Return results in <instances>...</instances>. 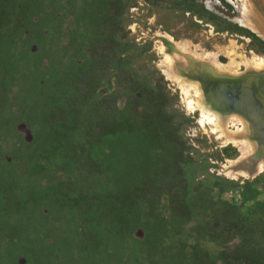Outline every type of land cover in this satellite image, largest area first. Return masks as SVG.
I'll return each mask as SVG.
<instances>
[{
	"label": "trees",
	"instance_id": "obj_1",
	"mask_svg": "<svg viewBox=\"0 0 264 264\" xmlns=\"http://www.w3.org/2000/svg\"><path fill=\"white\" fill-rule=\"evenodd\" d=\"M89 6V22L77 35L83 53L80 63L63 71L46 65L40 78L36 74L30 77L22 93V111L17 117L34 129L40 144L18 158L14 156L22 171L15 170L0 154V236L14 245L21 244L31 252L29 259L35 257L39 264L57 261L54 242L44 237L51 216L55 219L66 212L73 219L80 258L85 264H100L104 237L121 239L141 228L150 250L157 240L166 238V220L156 212L150 194L169 199L175 210L192 203V195L181 184L185 147L181 121H176L167 107L170 92L166 83L155 70L149 74L137 69L133 65L137 54L119 48L124 0H91ZM45 18L33 11L28 0H0V35L14 27L25 30L29 41L40 42ZM100 22L104 25L101 29H91L92 23L96 26ZM250 37L264 53V41L252 31ZM91 47L96 49L94 57L86 53ZM5 58L4 53L0 55V108L12 79ZM111 70L116 89L102 91ZM46 86H53L54 91L39 108L38 93ZM121 97L125 98L123 106L119 105ZM63 141L67 154L62 151ZM56 159L79 170L91 160L105 176L104 191L83 184L85 190L80 189V193L85 208L80 209L68 200L72 186L80 179L67 186L47 183L35 187L28 182L41 165ZM36 214L37 223L28 234L26 221ZM193 228L197 234L222 243L237 242L214 258L194 251L182 264H264V200L255 204L251 216L244 215L239 205L220 200L214 223L198 221Z\"/></svg>",
	"mask_w": 264,
	"mask_h": 264
},
{
	"label": "rangeland",
	"instance_id": "obj_2",
	"mask_svg": "<svg viewBox=\"0 0 264 264\" xmlns=\"http://www.w3.org/2000/svg\"><path fill=\"white\" fill-rule=\"evenodd\" d=\"M28 1L34 12H41L46 17L42 40L29 41L25 30L19 31L14 27L5 29L0 35V47L3 48L0 55H6V62L12 72V79L6 88L7 97L4 106L0 108V121L4 122L0 123V154L19 171L23 170V166L14 156L18 158L22 153L29 152L40 144L34 129L17 117L22 111V93L28 87L30 77L36 74L40 78L46 65L63 71L80 63L83 53L79 50L81 44L77 35L89 22L88 11L91 2ZM257 1L261 2L264 9V0ZM243 2L253 11L248 0H124L120 18V34L123 39L119 48L137 54L133 62L137 69L149 74L155 70L156 75L162 76L166 83L170 92L167 107L174 117L176 116V121H181L180 132L185 147L181 184L187 194L192 195V203L182 210H175L169 199L156 193L150 194L148 198L156 212L166 220L169 231L166 238L157 240L156 247L150 250L145 244V234L141 228H137L131 236L121 239L104 237L101 247L103 253L99 254L100 264H182L189 261L194 251L208 253L214 258L221 250L232 247L237 239L222 243L207 234H197L193 227L198 221L204 224L214 223L220 200L239 205L242 213L250 216L255 204L264 200V169L259 170L256 166L259 161L253 164L250 159L258 153L264 162L263 148L253 138V124L237 113L234 114L242 120L243 125L232 124L228 120L234 115L231 114L218 124V128L223 130L222 135L213 124L199 123V110L189 109L186 101L187 98L196 103L203 100L192 90L186 97L180 85L188 88V82H195L186 79L183 73L189 60L203 64L205 62L185 54L177 44H187L189 51L193 52L219 53L218 62L226 65L227 72L215 70L206 61L218 75L243 77L263 72L251 66L248 68L245 64L252 58L264 56V53L250 37L251 31L236 21L242 14ZM254 10L253 12L260 16L257 9ZM103 26L101 22L96 26L92 23L91 29L97 30ZM243 28L247 29V32L242 30ZM86 53L94 57L96 49L91 47ZM165 57L170 60L167 62ZM231 61L235 64L234 67L231 66ZM166 70L170 75L165 73ZM177 79L182 82H177ZM113 89H116V82L115 73L111 70L102 91ZM53 91V86L43 87L38 93L40 99L36 102L37 107L45 106L44 98L52 95ZM124 103L125 98L121 97L119 105L123 106ZM243 127L246 130H239ZM243 140L251 143L256 151L246 154L250 148ZM65 146L66 142L63 141L62 151L67 154L68 149ZM242 152L249 155L250 164L243 160L246 157L241 158ZM64 162L56 159L44 163L39 167L38 173L28 177V182L35 187L47 183H63L67 186L80 179L81 181L72 186L68 200L80 209L85 208L84 195L80 193V189L85 190L83 184L103 192L105 176L95 168L91 160H87L81 170L67 166ZM244 162L246 164H243ZM78 170L82 171V174ZM43 213H47V209H44ZM38 217L36 214L26 221L28 234L32 233L33 223H37ZM71 221L73 219L66 212L55 219L51 216L47 221L48 230L44 237L47 241L54 242L52 245H55L56 264H85L76 251L79 239L73 238L76 233L72 231ZM14 244L6 237L0 236V264H39L35 257L29 259L31 252L25 247Z\"/></svg>",
	"mask_w": 264,
	"mask_h": 264
},
{
	"label": "bare ground",
	"instance_id": "obj_3",
	"mask_svg": "<svg viewBox=\"0 0 264 264\" xmlns=\"http://www.w3.org/2000/svg\"><path fill=\"white\" fill-rule=\"evenodd\" d=\"M242 6H243L242 7V14L240 15V17H238L236 19V21L241 26L248 28L249 30H251L252 32H254L256 35H258L262 39H264V22H263V19L260 16H258V14L257 15L254 14V12L251 11V9H249V6H248L247 3L243 2V5ZM177 47L182 52H184L185 54L187 53L188 55L192 56L194 59H198V60H203V61L209 62V64L212 65V67L215 70H218L219 72H221V71H223V72L226 71L227 72L226 65L225 64H221V63L218 62L219 53H217L215 51H208V52H204V53L189 51L187 44H177ZM165 60L168 62L170 60V58L169 57H165ZM185 64H186V62H185ZM245 64L247 65V67L248 66H251V67H253L255 69H260V70H262L264 72V56L252 58L251 61H248ZM186 65H187L188 68L191 66V70H196L197 69L196 68L197 66H195L194 64H192L191 63V60H190V63H187ZM231 66L232 67L235 66V64L232 61H231ZM248 68H250V67H248ZM165 73H167V74L170 75V73H169L168 70H166ZM176 81L177 82L178 81L179 82H182V80H180V79H177ZM180 85H181L182 91H183V93L185 94L186 97H188V95L190 94V91L192 90L197 97H199L200 99H202L201 90L199 88V84L198 83H196V82H193V83L192 82H189L188 83V85H189L188 88H185L183 86V84H180ZM199 102L200 103H196L191 98H187L186 105H187V107L189 109H193V110L194 109H198L199 110V114H200V119H199L200 122L199 123L205 124L207 122V123L213 124L214 127L217 128L218 131H221V133L223 135V130H221L220 128H218V124L224 118V116L220 115L219 113L210 112L209 111L210 109L205 105V103L203 101L201 102L199 100ZM228 120H230L232 124H238V123L241 124L242 123L241 122L242 120L237 115H235V114L234 115H231V117L228 118ZM242 125H243V123H242ZM244 126H245V124H244ZM243 129L246 130V128H244V127L242 129H239V130H242L243 131ZM243 142L246 145H248V147L250 148L249 150L246 151V154H249V153H252V152H255L256 151L255 148L253 147V145L251 143H249L246 140H243ZM242 153H243V155L241 156V158L242 157H246L243 160L245 162H247L248 164H250L251 162L249 163V159H248L249 158V155L247 156L245 154V152H242ZM244 155H246V156H244ZM250 159L253 162V164L256 163V161H259L257 163V165H256L257 168H259V170L264 169V162H263V160L261 158H259V155L257 153H255L254 155H252ZM245 162L243 164H246ZM227 172L230 173L229 170Z\"/></svg>",
	"mask_w": 264,
	"mask_h": 264
},
{
	"label": "water",
	"instance_id": "obj_4",
	"mask_svg": "<svg viewBox=\"0 0 264 264\" xmlns=\"http://www.w3.org/2000/svg\"><path fill=\"white\" fill-rule=\"evenodd\" d=\"M248 1L253 7V11L257 9L264 22V9L261 2L257 0ZM193 78L201 81L199 78ZM220 84L223 87L221 90L218 89L216 96L229 100L232 103L230 104L231 106L234 104L233 109L235 112L253 124L254 132L259 136L255 139L263 148L262 157H264V72L247 74L232 80H224L219 82V86Z\"/></svg>",
	"mask_w": 264,
	"mask_h": 264
},
{
	"label": "flooded vegetation",
	"instance_id": "obj_5",
	"mask_svg": "<svg viewBox=\"0 0 264 264\" xmlns=\"http://www.w3.org/2000/svg\"><path fill=\"white\" fill-rule=\"evenodd\" d=\"M204 62L205 64L194 62L193 60H191V63L197 66L196 67L197 69L191 70V66L188 68L186 65L185 67L187 68L183 71V73L187 77L186 79H189L190 81H195L196 83L199 84L202 100L205 103V105L210 109L209 110L210 112L219 113L224 117L237 113L233 109L234 104L231 106L230 104L232 103L229 100H227L226 98L217 97L216 93L218 89L221 90L223 87L221 86L222 84H220L219 86V82H223L224 80H230V79L232 80L238 77L218 75L216 71H213V69H211V67L207 64L206 61ZM188 63H190V60L188 61ZM193 77H196L197 79L199 78L201 81H198ZM227 87L229 88V86ZM257 136L258 135L254 132L253 138L255 139L257 138Z\"/></svg>",
	"mask_w": 264,
	"mask_h": 264
}]
</instances>
